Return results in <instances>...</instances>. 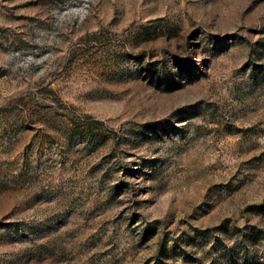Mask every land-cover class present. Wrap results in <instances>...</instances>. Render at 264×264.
I'll use <instances>...</instances> for the list:
<instances>
[{
  "label": "rangeland",
  "instance_id": "rangeland-1",
  "mask_svg": "<svg viewBox=\"0 0 264 264\" xmlns=\"http://www.w3.org/2000/svg\"><path fill=\"white\" fill-rule=\"evenodd\" d=\"M0 264H264V0H0Z\"/></svg>",
  "mask_w": 264,
  "mask_h": 264
}]
</instances>
